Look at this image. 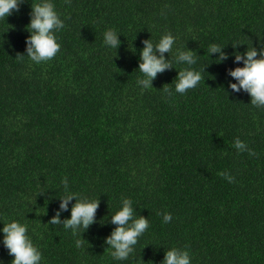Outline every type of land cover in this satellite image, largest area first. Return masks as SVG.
Segmentation results:
<instances>
[{"label": "trees", "instance_id": "obj_1", "mask_svg": "<svg viewBox=\"0 0 264 264\" xmlns=\"http://www.w3.org/2000/svg\"><path fill=\"white\" fill-rule=\"evenodd\" d=\"M36 2L0 19V223H25L41 264H162L172 246L187 249L191 264H264V108L232 92L227 74L234 50L264 41V0H53L65 27L57 55L40 64L20 57ZM107 28L119 33L116 49L103 43ZM165 31L177 37L164 54L173 67L141 90L143 41ZM211 43L227 59L208 56ZM185 47L202 79L181 95L184 65L174 57ZM237 137L254 154L237 151ZM64 178L99 201L80 235L48 223ZM122 197L149 227L118 261L104 238ZM11 259L0 242V261Z\"/></svg>", "mask_w": 264, "mask_h": 264}, {"label": "clouds", "instance_id": "obj_2", "mask_svg": "<svg viewBox=\"0 0 264 264\" xmlns=\"http://www.w3.org/2000/svg\"><path fill=\"white\" fill-rule=\"evenodd\" d=\"M23 0H0V19L5 18L18 11L19 5ZM69 3L70 0H65ZM65 27L60 14L57 12L53 0H37L31 4L29 23L26 30L29 35L25 39V54L35 64L51 60L60 50V44L56 33ZM118 32L113 28H107L102 33L103 43L108 48L116 49L120 44ZM177 37L170 31L161 33L158 41L153 43L146 39L143 41V47L139 53L138 70L142 74L136 81L141 90L152 87V80L158 73L172 68L173 64L169 58H165V53H170L176 44ZM233 44L235 49L236 45ZM223 45L211 43L208 46L207 53L217 54L214 59L222 62L227 59L228 53L222 51ZM186 48V47H185ZM233 62L237 66L227 69V74L233 78L228 81V88L237 93L244 91L250 97V103L254 107L264 108V41L258 42V46L247 45L243 53L240 51L233 52ZM176 64L184 65L177 71L174 92L184 94L189 89L195 88L201 81V71L192 66L197 62V56L192 50L177 49L174 57ZM234 81V82H233ZM164 92L169 96L173 91L165 87ZM233 146L237 151H252L247 149L246 144L238 137L234 139ZM229 180L232 179L227 173L224 174ZM65 192L59 196V206L53 216L48 221L51 225L62 224L65 230H70L73 235L88 229L96 222V210L99 206L97 198H87L78 196L68 189V181L62 179ZM38 191L37 193H41ZM71 203L69 209L70 201ZM69 210L70 215L61 220L60 212ZM170 213H163L162 222L171 221ZM111 223L115 227L104 238V242L110 251L114 260H127L134 252V246L138 238L145 233L149 227L147 217L138 215L134 211L133 201L128 197H122L118 207L111 214ZM0 242L8 250L12 257L10 264H41L42 254L37 245L29 237L28 226L18 220H6L0 223ZM81 240L76 241L77 247L81 246ZM162 264H191L190 253L185 248L172 246L164 251ZM3 264V261H0Z\"/></svg>", "mask_w": 264, "mask_h": 264}]
</instances>
